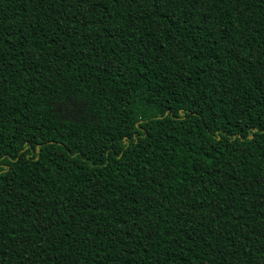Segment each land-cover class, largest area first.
<instances>
[{
  "label": "trees",
  "instance_id": "obj_1",
  "mask_svg": "<svg viewBox=\"0 0 264 264\" xmlns=\"http://www.w3.org/2000/svg\"><path fill=\"white\" fill-rule=\"evenodd\" d=\"M0 264H264V0H0Z\"/></svg>",
  "mask_w": 264,
  "mask_h": 264
}]
</instances>
